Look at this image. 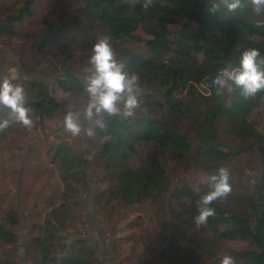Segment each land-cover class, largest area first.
<instances>
[{
    "label": "trees",
    "instance_id": "1",
    "mask_svg": "<svg viewBox=\"0 0 264 264\" xmlns=\"http://www.w3.org/2000/svg\"><path fill=\"white\" fill-rule=\"evenodd\" d=\"M142 3L84 0L81 7L86 22L95 25L101 37H109L124 71L140 78L134 112L99 114L104 126L97 125L95 135L88 138L95 151L94 164L100 162L97 181L101 187L94 198L95 211L112 224L118 211L134 206V210L149 209L160 231L156 236L163 241L168 213L169 222H184L188 230H194L191 246L170 240L158 256L164 263L218 264L229 253L236 264H264V127L260 130L250 120L264 107V90L245 99L235 86L218 91L212 83L218 70L238 64L245 48L259 49L264 58V24L258 21L251 0H242L245 6L234 11L226 9L224 0H151L147 10ZM35 5L36 0H23L16 13L0 20V35L16 36L17 30L33 18ZM44 22L47 31L36 43L41 52L61 39H80ZM138 31L145 38L141 39ZM140 41L149 53L132 47ZM20 83L27 106L41 119L62 118L75 103L87 104L85 83L69 70L55 79L60 99L44 82ZM173 118L184 122V129L175 128ZM17 125L0 131V143L15 132ZM220 129L236 143L223 140ZM147 144L156 145L160 155L139 150ZM243 157H248L250 171L255 173L251 186L244 183V171L235 165ZM169 159L210 174L220 166L229 169L231 191L212 202L215 215L206 223L197 224L194 217L197 202L209 186L196 189L185 180L173 184L167 168ZM51 161L59 164L62 190L48 201L49 210L42 222L29 228L25 264H107L87 241L69 242L85 237L82 230L86 224L79 211L83 209L81 194L88 187L86 157L63 143L54 148ZM177 202H185V206L174 211ZM17 224L15 212L9 210L0 225L3 243L18 246L12 229ZM116 241L111 245L114 251ZM230 243L245 246L225 248ZM186 248L188 255L183 254ZM137 260L136 264H149L144 258Z\"/></svg>",
    "mask_w": 264,
    "mask_h": 264
},
{
    "label": "rangeland",
    "instance_id": "2",
    "mask_svg": "<svg viewBox=\"0 0 264 264\" xmlns=\"http://www.w3.org/2000/svg\"><path fill=\"white\" fill-rule=\"evenodd\" d=\"M22 1L0 0V20L16 13ZM83 2L84 0H36L33 18L17 30L16 36L0 35V78L8 75L6 69L9 65H14L19 71L18 83L22 80L44 82L49 85L56 99L61 98V93L57 91L55 79L62 77L64 71L69 70L86 83L90 68L88 57L92 45L101 36L99 29L83 18ZM256 16L258 21L264 24V11L256 13ZM45 20L68 37L75 36L80 39H61L60 43L50 46L47 51L37 50L39 37L47 31ZM137 35L141 39L145 38L141 31H138ZM132 47L142 53H149L141 41ZM85 106L82 102L75 103L68 111L78 114L83 122ZM30 115L33 119L31 127L17 123L15 132L0 143V225L5 221L9 210L15 212L18 220V224L12 228L18 237V246L13 247L0 240V264L26 263L24 257H20L21 244L26 239L29 228L42 222L49 210L48 201L62 190L59 164L52 162L51 156L54 148L63 143L81 152L87 159L85 170L88 175V187L81 194L83 209L79 214L86 224L82 230L86 241L94 248L99 258L107 264H136L138 257L146 259L149 264H179L177 261L164 263L159 260V253L172 239L178 240L183 247L191 246L194 230H188V226L182 221L169 222L171 214L168 213L165 240H158L156 235L160 231L157 229L156 219L149 209L144 208L118 211L114 215L113 223L107 224L94 208V198L98 187H101V182L97 181L100 162L99 166L94 164L95 151L88 144L89 136H73L68 132L63 126L64 115L62 118L55 116L44 119L39 118L34 111H31ZM250 120L261 130L264 127V107L256 110ZM171 121L175 128L184 129V122L174 118ZM83 126L90 127L91 123H85ZM219 134L223 140L236 143L222 129ZM139 150H149L160 155V150L153 144L144 145ZM235 165L244 171L245 176H241L244 183L251 186L255 173L250 171L248 157L237 160ZM167 168L173 184L185 180L196 189L200 186L208 187L210 184L209 177L212 174L208 172L174 163L171 159L167 161ZM183 206L185 202L175 203L174 211L181 210ZM70 232L74 233L73 230ZM114 240H117L115 251L111 249ZM244 246V243H230L225 245V248ZM186 249L184 255L190 253Z\"/></svg>",
    "mask_w": 264,
    "mask_h": 264
},
{
    "label": "clouds",
    "instance_id": "3",
    "mask_svg": "<svg viewBox=\"0 0 264 264\" xmlns=\"http://www.w3.org/2000/svg\"><path fill=\"white\" fill-rule=\"evenodd\" d=\"M142 8L147 10L151 0H143ZM228 11L244 7L242 0H224ZM252 9L256 13L264 11V0H251ZM90 68L86 77L85 88L88 93L86 106L83 108V122L78 114L68 111L63 118L64 128L73 136H94L96 126L103 127V120L99 114L106 112L113 115L123 111L124 115H131L138 105L137 94L139 76L124 71V65L116 57L108 36H102L92 45L88 57ZM8 75L0 78V129H5L13 123L24 127L33 124L31 109L26 104V92L23 84L18 83V68L9 65ZM212 83L224 88H239L246 99L264 90V58L257 48H245L240 52L236 66L225 65L213 76ZM122 102V103H120ZM90 127H84L85 123ZM210 190L200 196L197 202V212L194 217L197 224H204L208 218L215 215L212 202L223 198L231 191L230 171L220 166L209 177ZM218 264H236L235 258L225 253Z\"/></svg>",
    "mask_w": 264,
    "mask_h": 264
},
{
    "label": "water",
    "instance_id": "4",
    "mask_svg": "<svg viewBox=\"0 0 264 264\" xmlns=\"http://www.w3.org/2000/svg\"><path fill=\"white\" fill-rule=\"evenodd\" d=\"M134 209V208H137V207H130V208H128V209ZM76 240H85L86 241V238L85 237H78V238H71L70 239V243H72V242H74V241H76ZM25 243H26V241L24 240L23 242H22V247H21V249H20V257L21 258H23V252H24V247H25Z\"/></svg>",
    "mask_w": 264,
    "mask_h": 264
},
{
    "label": "flooded vegetation",
    "instance_id": "5",
    "mask_svg": "<svg viewBox=\"0 0 264 264\" xmlns=\"http://www.w3.org/2000/svg\"><path fill=\"white\" fill-rule=\"evenodd\" d=\"M3 130V129H2ZM2 130H0V131H2ZM26 239H27V237H26ZM26 239H25V241H26ZM88 243V242H87ZM89 244V243H88ZM90 245V244H89ZM111 245H112V243H111ZM21 247H22V244H21ZM24 253V252H23ZM24 257V256H23Z\"/></svg>",
    "mask_w": 264,
    "mask_h": 264
}]
</instances>
